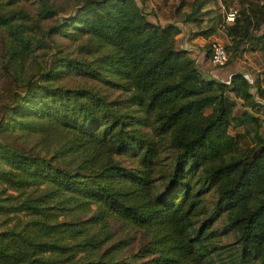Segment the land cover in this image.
<instances>
[{"label": "trees", "instance_id": "trees-1", "mask_svg": "<svg viewBox=\"0 0 264 264\" xmlns=\"http://www.w3.org/2000/svg\"><path fill=\"white\" fill-rule=\"evenodd\" d=\"M18 1L0 0V28L8 30L21 89L0 122V264H216L209 229L224 210L238 234L234 264H264V137L255 128L259 146L240 147L229 131L233 120L262 123L248 111L233 113L236 98L264 110L246 75H202L176 44L177 22L151 20L136 0H80L48 32L72 35L67 28L75 26L89 38V51L102 53L78 58L58 49L49 68L41 64L23 79L46 41L31 32L39 25L23 20L28 12ZM38 1L43 17L56 13L48 0ZM211 1L192 0L181 23L212 35L216 22L199 28L214 11L206 7ZM239 22L236 16L233 32ZM72 71L103 75L125 97L62 85ZM209 191L217 197L213 214L204 203ZM91 203L92 214L77 217ZM10 214L21 222L10 224ZM113 219L149 235L131 258L121 254L131 240H113Z\"/></svg>", "mask_w": 264, "mask_h": 264}, {"label": "rangeland", "instance_id": "rangeland-1", "mask_svg": "<svg viewBox=\"0 0 264 264\" xmlns=\"http://www.w3.org/2000/svg\"><path fill=\"white\" fill-rule=\"evenodd\" d=\"M48 1L51 3V7L56 10V13L46 17H43L39 13L38 0H19L17 2L28 12L29 17H25L23 20L28 24L36 20V23L39 25V29L36 26L31 32H34L36 36L44 37L46 41L45 46L38 47L35 50L36 62H32L29 66L26 65L25 72L21 75L23 79L32 71L39 68L41 64L45 65L46 69L49 68L50 63L56 57L55 54L58 49L64 50L78 58L96 57L102 53L101 50H94L95 47L89 51V38L86 34L77 33L75 26H69L67 28L70 32H76L72 33V35L66 36L61 32H48L51 26L63 22L66 17L72 16L80 0ZM136 1L151 20L160 23L175 21L181 25L182 33L180 32L177 35V46H184L190 36L193 35L191 36L193 39L191 41L192 45L189 46L192 50L189 51L191 53L190 55L195 59L196 65L202 75L228 81L233 72L240 71L251 82L250 90L254 92L255 99L261 104H264V0H212L206 7L214 8V11L211 16L205 17V20L199 25V28H205L213 22H216L214 33L207 37L195 33L198 25L181 23L180 21L182 13L191 10L190 3L192 0ZM229 7L234 8L236 10L235 17L238 16L240 18V28L236 32L230 29V26L235 21V17L232 22H226V12ZM245 26L248 31L247 35H243ZM215 40H219L225 45L227 59L223 64H214L211 60V53L209 54L208 48L212 46ZM9 44L8 30L2 27L0 28V122L1 120H7V114L4 111L6 106L16 98L13 96V93L15 91L19 93L21 90L16 85V82H14L15 79H13L12 69H15L13 68L14 65L8 59ZM83 44H85V47L80 49ZM37 76L39 75L35 73L33 78ZM100 77L103 79L107 78L103 75ZM103 79L101 80L93 76L82 75L81 73L72 71L63 76L59 82L67 87L94 86L106 92L109 99L114 98L118 100L119 98L125 97L118 88L108 86ZM208 110L209 108H206V111ZM244 111H248L250 116L262 120V123L260 122L256 125L249 117L240 121L233 120L229 126V131L232 134H236V139L240 147H258L259 141L254 136V129L257 128L258 134L264 137V110L262 106H257L256 108L246 106L242 103V99L236 98L233 113L237 115L244 113ZM54 133L59 136L58 133ZM15 135L13 133V136ZM19 141L20 139H15V142ZM119 158L128 165L132 166L134 164V161H130L128 156H119ZM204 196L207 214H213L215 210L214 202L217 197L212 191L206 192ZM85 208L87 209V207ZM95 208V203H91L90 209L86 212L81 211L77 214V217L85 218L91 215ZM227 214V210L222 211L220 217L214 221L213 226L209 229L214 230L209 238V243L214 258L213 261L216 264H234L235 260H238V234L227 225ZM22 218L24 217L22 216ZM19 219L20 216L18 217L15 214H10L7 217V221L9 220L10 224L14 221L20 223L21 221ZM110 222L112 230L116 231L113 240L119 237L128 241L131 240L128 246L121 249L122 255H127L131 258L132 252H138L142 246L147 244L149 235L144 232L143 228H136L134 230L130 225H122L119 220L114 219ZM0 226L3 227L4 225ZM247 264H258V262L252 260Z\"/></svg>", "mask_w": 264, "mask_h": 264}, {"label": "built area", "instance_id": "built-area-1", "mask_svg": "<svg viewBox=\"0 0 264 264\" xmlns=\"http://www.w3.org/2000/svg\"><path fill=\"white\" fill-rule=\"evenodd\" d=\"M236 14V10L232 7H229L226 12V22H232L234 20ZM227 59V52L225 49V45L219 41L215 40L212 43V52H211V60L214 64H223Z\"/></svg>", "mask_w": 264, "mask_h": 264}, {"label": "crops", "instance_id": "crops-1", "mask_svg": "<svg viewBox=\"0 0 264 264\" xmlns=\"http://www.w3.org/2000/svg\"><path fill=\"white\" fill-rule=\"evenodd\" d=\"M177 24L181 27V25L177 22ZM181 33H182V31H181ZM198 35V34H197ZM191 36H193V35H191ZM190 36V38L188 39V41H186V43L184 44V46H181V47H185V48H187L188 50H192V48L191 47H189L190 45H192L191 44V41H193V39H192V37ZM176 39H177V37H176ZM189 54H191L190 53V51H189Z\"/></svg>", "mask_w": 264, "mask_h": 264}]
</instances>
